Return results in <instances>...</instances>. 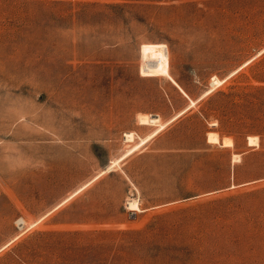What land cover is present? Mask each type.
<instances>
[{
    "label": "rangeland",
    "instance_id": "rangeland-1",
    "mask_svg": "<svg viewBox=\"0 0 264 264\" xmlns=\"http://www.w3.org/2000/svg\"><path fill=\"white\" fill-rule=\"evenodd\" d=\"M0 264H264V0H0Z\"/></svg>",
    "mask_w": 264,
    "mask_h": 264
},
{
    "label": "bare ground",
    "instance_id": "bare-ground-1",
    "mask_svg": "<svg viewBox=\"0 0 264 264\" xmlns=\"http://www.w3.org/2000/svg\"><path fill=\"white\" fill-rule=\"evenodd\" d=\"M147 116H144L141 118V124H143V125H148V124L158 125L161 122L160 117L158 115L148 116V117ZM162 128H164V126H162ZM125 137L130 142L135 141L134 133H127ZM208 138H209V142H212V143L223 144L224 146H229V147L234 146L233 141L231 139L227 138V139H224V141H222L220 136L215 132H210L208 134ZM145 142L146 141H144L143 143H145ZM256 145H259L258 137L250 136L249 137V146H256ZM127 208L130 212H132V214L137 213V211L140 209L139 208V201L136 199L129 200V202L127 204Z\"/></svg>",
    "mask_w": 264,
    "mask_h": 264
}]
</instances>
